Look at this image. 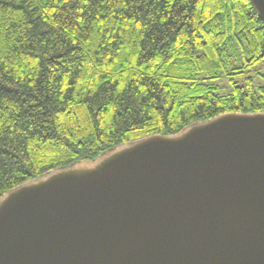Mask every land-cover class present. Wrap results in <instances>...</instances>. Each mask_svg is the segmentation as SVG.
Masks as SVG:
<instances>
[{
	"label": "trees",
	"instance_id": "16d2710c",
	"mask_svg": "<svg viewBox=\"0 0 264 264\" xmlns=\"http://www.w3.org/2000/svg\"><path fill=\"white\" fill-rule=\"evenodd\" d=\"M251 0H0V199L53 170L264 112ZM222 94L211 81L227 78Z\"/></svg>",
	"mask_w": 264,
	"mask_h": 264
},
{
	"label": "water",
	"instance_id": "95a60500",
	"mask_svg": "<svg viewBox=\"0 0 264 264\" xmlns=\"http://www.w3.org/2000/svg\"><path fill=\"white\" fill-rule=\"evenodd\" d=\"M260 11L264 0H251ZM0 264H264V112L122 144L0 199Z\"/></svg>",
	"mask_w": 264,
	"mask_h": 264
},
{
	"label": "rangeland",
	"instance_id": "374dc122",
	"mask_svg": "<svg viewBox=\"0 0 264 264\" xmlns=\"http://www.w3.org/2000/svg\"><path fill=\"white\" fill-rule=\"evenodd\" d=\"M258 7L260 8V11H262V13H264V8H263V5L261 3H258ZM260 72L261 73L264 72V63H262L260 65ZM211 82L215 83L216 85L221 86V89L219 90V92L222 94L228 93L232 88L231 83L228 80V77L223 78L222 80H216V81H211ZM253 84L256 88L259 86H262V85H264V79L261 76H256V77H254Z\"/></svg>",
	"mask_w": 264,
	"mask_h": 264
}]
</instances>
